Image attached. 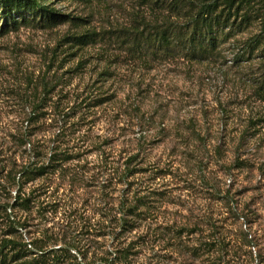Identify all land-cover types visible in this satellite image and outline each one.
Wrapping results in <instances>:
<instances>
[{"label": "rangeland", "instance_id": "obj_1", "mask_svg": "<svg viewBox=\"0 0 264 264\" xmlns=\"http://www.w3.org/2000/svg\"><path fill=\"white\" fill-rule=\"evenodd\" d=\"M41 1L71 19L0 35V257L67 246L83 264H264L258 22L190 61L130 46L162 21L150 0ZM28 163L48 168L25 181ZM128 204L139 220L121 233Z\"/></svg>", "mask_w": 264, "mask_h": 264}, {"label": "trees", "instance_id": "obj_2", "mask_svg": "<svg viewBox=\"0 0 264 264\" xmlns=\"http://www.w3.org/2000/svg\"><path fill=\"white\" fill-rule=\"evenodd\" d=\"M82 3H90L99 0H75ZM255 0H150L156 3L162 12V21L153 30H135L131 43L133 50L138 52H150L162 56H173L180 54L190 61H202L211 59L217 54L219 35L226 28L229 31L234 28L239 31L245 29L252 20L258 22L259 32L254 34L247 45L250 53L254 49H260L259 55L263 66L262 78L257 82V91L264 97V2L254 9ZM29 14V15H24ZM0 18L3 24L0 26V35L8 32L10 28L15 29L22 22H33L36 26L53 27L57 24L69 21L71 18L64 13L47 7L41 0H0ZM144 31V32H143ZM229 31L227 34H229ZM95 32H85L73 35L71 38L77 44H86L92 40ZM225 35L227 37L228 35ZM47 165H36L28 163L19 169V176L23 180H33L46 173ZM27 199L20 203L22 208L26 207ZM13 206V204H12ZM136 205L128 204L121 216L118 218L119 232H126L129 228L136 226L139 220V212ZM129 227V228H128ZM16 230V228L14 229ZM15 242L11 239L4 240L3 247ZM72 246V245H71ZM40 255L31 259L32 261H17L26 254L21 248L13 247L15 250L8 258V253L1 252L0 264H41L49 258L60 260L61 264H83L74 255L69 253L70 247L57 248L58 250L37 248ZM2 251V250H1ZM127 249L121 250V256L125 258ZM67 255L69 258L65 263ZM61 256L62 258H59ZM114 258V257H112ZM111 257H101V261L94 264H113ZM37 259V260H36ZM35 260V261H34ZM38 262V263H37Z\"/></svg>", "mask_w": 264, "mask_h": 264}]
</instances>
